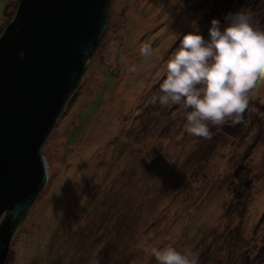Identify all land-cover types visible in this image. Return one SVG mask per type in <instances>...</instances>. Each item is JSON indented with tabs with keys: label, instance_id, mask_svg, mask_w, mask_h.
<instances>
[{
	"label": "rangeland",
	"instance_id": "rangeland-1",
	"mask_svg": "<svg viewBox=\"0 0 264 264\" xmlns=\"http://www.w3.org/2000/svg\"><path fill=\"white\" fill-rule=\"evenodd\" d=\"M9 1L19 0H0V34ZM237 10L264 30V0L108 1L76 95L40 147L47 179L3 264H156L152 247L229 264L235 225L246 264H264V80L244 123L211 127V139L189 135L178 106L150 102L182 34L207 38L212 18L223 25Z\"/></svg>",
	"mask_w": 264,
	"mask_h": 264
},
{
	"label": "water",
	"instance_id": "water-1",
	"mask_svg": "<svg viewBox=\"0 0 264 264\" xmlns=\"http://www.w3.org/2000/svg\"><path fill=\"white\" fill-rule=\"evenodd\" d=\"M108 1L19 0L0 34V264L45 184L40 147L104 34Z\"/></svg>",
	"mask_w": 264,
	"mask_h": 264
},
{
	"label": "clouds",
	"instance_id": "clouds-1",
	"mask_svg": "<svg viewBox=\"0 0 264 264\" xmlns=\"http://www.w3.org/2000/svg\"><path fill=\"white\" fill-rule=\"evenodd\" d=\"M224 20L221 25L212 18L207 38L199 31L182 34L164 63L159 91L150 98L160 108L178 106L186 132L203 139H211V127L244 123L250 95L264 80V30L243 10ZM151 51L149 45L140 49L145 57ZM151 255L156 264H198L189 250L152 247Z\"/></svg>",
	"mask_w": 264,
	"mask_h": 264
},
{
	"label": "trees",
	"instance_id": "trees-1",
	"mask_svg": "<svg viewBox=\"0 0 264 264\" xmlns=\"http://www.w3.org/2000/svg\"><path fill=\"white\" fill-rule=\"evenodd\" d=\"M16 7H17V5L11 4L10 1L8 2L6 10H5V16H10L8 18V21L13 17ZM10 10H11V13H10ZM105 14H106V8L103 12L102 22L104 21ZM2 26H3V24L1 25V27ZM89 56L83 57V60H86V58H88ZM77 88L75 89L74 93L72 94L69 101L67 102L66 107L69 105L71 100L75 97ZM23 216H24V214H22V216L18 220V223L13 227V230H12L13 232H14L15 228L17 227V225L19 224V222L21 221V219L23 218ZM229 231H230V233H229V236L227 238V249H228L229 255L231 257V260H229L228 263L229 264H246L247 254L245 253V250L247 248L245 247V242H243L244 241V237L242 234L243 229L241 227H239V225L238 226L235 225ZM236 247L237 248L240 247V249H241L240 251H242V253L237 255V253L234 252V248H236Z\"/></svg>",
	"mask_w": 264,
	"mask_h": 264
}]
</instances>
